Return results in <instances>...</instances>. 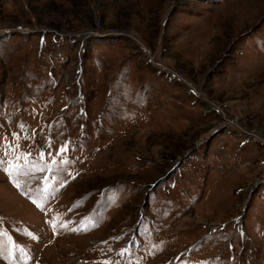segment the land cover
Returning a JSON list of instances; mask_svg holds the SVG:
<instances>
[{
  "label": "rangeland",
  "instance_id": "obj_1",
  "mask_svg": "<svg viewBox=\"0 0 264 264\" xmlns=\"http://www.w3.org/2000/svg\"><path fill=\"white\" fill-rule=\"evenodd\" d=\"M262 138L264 0H0V264H264Z\"/></svg>",
  "mask_w": 264,
  "mask_h": 264
},
{
  "label": "snow or ice",
  "instance_id": "obj_2",
  "mask_svg": "<svg viewBox=\"0 0 264 264\" xmlns=\"http://www.w3.org/2000/svg\"><path fill=\"white\" fill-rule=\"evenodd\" d=\"M66 150L65 148H62L61 151H64ZM4 163L3 160H0V165H2ZM20 168V165H14V164H11L9 163L8 167L4 169L5 172H8L9 169H13V170H17ZM19 185H17L18 187ZM45 191H47V189H45ZM33 203H35V201H33ZM39 207V205H37ZM65 226V225H62V227Z\"/></svg>",
  "mask_w": 264,
  "mask_h": 264
},
{
  "label": "crops",
  "instance_id": "obj_3",
  "mask_svg": "<svg viewBox=\"0 0 264 264\" xmlns=\"http://www.w3.org/2000/svg\"><path fill=\"white\" fill-rule=\"evenodd\" d=\"M48 31H52V29H49ZM56 31V30H55ZM1 33H4V32H1ZM55 33H57V32H55ZM112 36H115V35H112ZM115 37H119V36H115ZM131 39L133 40V41H136L137 39H135V38H133V37H131ZM137 42V41H136ZM142 44V43H141Z\"/></svg>",
  "mask_w": 264,
  "mask_h": 264
},
{
  "label": "built area",
  "instance_id": "obj_4",
  "mask_svg": "<svg viewBox=\"0 0 264 264\" xmlns=\"http://www.w3.org/2000/svg\"><path fill=\"white\" fill-rule=\"evenodd\" d=\"M107 35H117V34H115V33H111V34H107ZM107 35H97V36H101V37H103V36H107Z\"/></svg>",
  "mask_w": 264,
  "mask_h": 264
},
{
  "label": "water",
  "instance_id": "obj_5",
  "mask_svg": "<svg viewBox=\"0 0 264 264\" xmlns=\"http://www.w3.org/2000/svg\"><path fill=\"white\" fill-rule=\"evenodd\" d=\"M137 41V40H136ZM141 47H143L142 45H141ZM143 50L145 51V49H144V47H143ZM190 86V85H189ZM193 89V88H192ZM193 91H194V89H193Z\"/></svg>",
  "mask_w": 264,
  "mask_h": 264
},
{
  "label": "bare ground",
  "instance_id": "obj_6",
  "mask_svg": "<svg viewBox=\"0 0 264 264\" xmlns=\"http://www.w3.org/2000/svg\"><path fill=\"white\" fill-rule=\"evenodd\" d=\"M191 89H192V87H191ZM212 106V105H211ZM214 108V107H213ZM259 136L261 137V135L259 134ZM263 139V138H262ZM264 140V139H263Z\"/></svg>",
  "mask_w": 264,
  "mask_h": 264
}]
</instances>
